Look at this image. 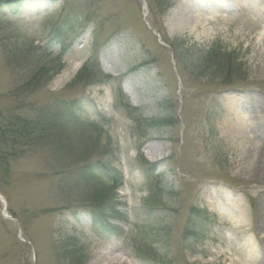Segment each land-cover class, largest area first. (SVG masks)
I'll use <instances>...</instances> for the list:
<instances>
[{
	"label": "rangeland",
	"instance_id": "1",
	"mask_svg": "<svg viewBox=\"0 0 264 264\" xmlns=\"http://www.w3.org/2000/svg\"><path fill=\"white\" fill-rule=\"evenodd\" d=\"M23 81L51 127L0 157V264H264V0L0 7L4 116Z\"/></svg>",
	"mask_w": 264,
	"mask_h": 264
},
{
	"label": "trees",
	"instance_id": "2",
	"mask_svg": "<svg viewBox=\"0 0 264 264\" xmlns=\"http://www.w3.org/2000/svg\"><path fill=\"white\" fill-rule=\"evenodd\" d=\"M22 2L23 0H0V7H8L10 5L11 6L19 5L20 7ZM67 21L68 19H64L63 23H61L57 27L58 32L65 24H67ZM89 64L90 61L86 63V67H88ZM47 73L48 70L44 71L43 69H39L37 71L36 70L30 71L27 80L29 82H32L31 85L43 82L41 85L33 86L32 89L40 90L47 86L48 82L45 79ZM91 73H92L90 79L91 84L106 80V78L103 77L104 74L102 73L99 66L98 68L95 66V68L91 70ZM24 85L27 84L23 81L21 82L20 86L17 88L19 90L14 89L11 92L12 93L11 95H14L11 97V100L13 102L12 104H10V108L7 110V115L4 116L3 114L0 113V157L5 158L6 162H9L10 161L9 158H11L12 155L15 153L17 155H21L24 152L26 151L28 152L31 149L35 148L38 142L42 140L44 136H47V134L49 133L48 131L49 127H51L49 124V122L51 123V121L45 118V117L48 118V112L41 111V114L40 115L38 114L37 118H32L25 113L26 111L24 112L21 111V108L26 106V105L24 106L19 105V103L23 105L22 103L24 96H23V91L22 89H20V87H23ZM26 88L30 89V86ZM16 100H18V102H16ZM76 102L78 101L74 102L73 111L75 109ZM57 103L59 105L61 104L60 102ZM57 103L55 104V107H57ZM66 107L68 110L72 108V107L69 108V105H67ZM92 212L95 215H102V213L95 210ZM104 213L109 214L108 210H105ZM105 223L108 224L107 220H105Z\"/></svg>",
	"mask_w": 264,
	"mask_h": 264
},
{
	"label": "bare ground",
	"instance_id": "3",
	"mask_svg": "<svg viewBox=\"0 0 264 264\" xmlns=\"http://www.w3.org/2000/svg\"><path fill=\"white\" fill-rule=\"evenodd\" d=\"M184 13L186 14V24L184 26H188L191 27V29L194 30L195 27L199 26L200 24L206 22L207 24L209 22H215L218 13L220 14L223 10L222 9H217L215 8V6L211 9H209L208 12L203 13L204 17L201 16V10L193 4L189 3V7L183 10ZM204 21V22H203ZM240 127H242L243 129L245 128V125L240 122ZM236 130L233 129V131L231 130L229 133L230 135L233 133H235ZM225 136V135H224ZM223 192V191H222ZM224 193V192H223ZM225 198L227 199V203L230 204L233 208H238L241 206L240 203V198H234L231 195H227L224 193ZM232 214V212H231ZM231 216V215H229Z\"/></svg>",
	"mask_w": 264,
	"mask_h": 264
}]
</instances>
